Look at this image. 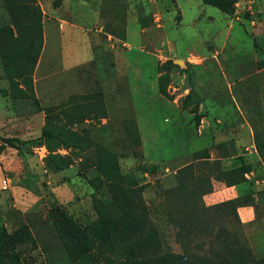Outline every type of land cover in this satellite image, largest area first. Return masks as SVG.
I'll use <instances>...</instances> for the list:
<instances>
[{
	"label": "rangeland",
	"instance_id": "374dc122",
	"mask_svg": "<svg viewBox=\"0 0 264 264\" xmlns=\"http://www.w3.org/2000/svg\"><path fill=\"white\" fill-rule=\"evenodd\" d=\"M79 1L94 13L69 15L66 0H0V40L17 43L7 52L24 53L16 72L10 67L6 72V62L0 59V110L14 111L11 120L16 121L12 128H0V181L4 178L1 184L9 186L5 202H0V264H104L103 238L115 247L114 241L128 233L123 223L130 216L123 213L120 201L143 207L169 247L182 252L160 204L166 191L177 186L176 171L195 161L197 154L162 162L185 156L205 141L188 142L180 129L165 123L163 113L152 111L151 68L162 74L163 100L177 104L179 111L173 113L188 123V133H195L200 119L209 115L200 111V99L193 92L182 96L192 86L191 67L197 61L184 59L204 55L202 44L224 27V20L213 14L212 23L204 18L193 23L194 15L188 12L179 24L177 12L162 13L161 0H154L153 12L138 17L149 27L144 35L137 15L128 13L126 0H103L99 15L98 0ZM207 9L204 14L209 16L220 12ZM255 15L248 12L244 18L251 22ZM67 21L82 25L84 31L66 32ZM65 41L72 45L67 50L73 57L64 67ZM141 45L147 50L141 51ZM258 53L264 54V49ZM150 54L158 57L156 63ZM82 61L90 62L75 66ZM263 67L264 63L258 65L259 70ZM250 93L251 102L257 100L258 105H250L254 110L248 111V118L262 125L264 87L253 86ZM103 118L109 121L103 124ZM254 130L264 140V126ZM43 131L50 136L42 137ZM223 148L227 154L235 152L233 143ZM220 149L214 148L216 155ZM221 163L199 162L196 174L203 180L212 177L213 185ZM262 179L237 200L238 205L255 207L254 221L237 228L258 258L264 257V175ZM15 187L21 190L11 196ZM58 210L69 222L54 216ZM233 220L225 224L230 232L235 229Z\"/></svg>",
	"mask_w": 264,
	"mask_h": 264
},
{
	"label": "crops",
	"instance_id": "0c3cea01",
	"mask_svg": "<svg viewBox=\"0 0 264 264\" xmlns=\"http://www.w3.org/2000/svg\"><path fill=\"white\" fill-rule=\"evenodd\" d=\"M102 1L103 0H98L99 3L95 5L98 8L96 11L98 12L97 15L100 14ZM126 1L128 2V13L137 15L140 32L145 35L149 27L142 24L138 17L142 13L145 15L151 14L154 10L155 1ZM65 3L66 13L72 16L75 12L79 13L81 16L84 15L87 10H89L88 12H93L90 10L91 7L89 8L79 0H66ZM263 6L264 0H237L233 6L234 12L231 15L225 13L216 6L206 4L203 0H161L160 6L158 7V9H161L162 13H166L167 11L177 12L180 16L178 20L179 24L184 21V17L188 12H192L194 15V19L192 20L193 23L197 22L199 18H204L206 21L212 23L215 19V16H212L213 14H221L220 16H222L224 20V27L219 32H215L213 38L208 42L205 41L202 44L203 48L207 49L204 55L194 53L184 59V61H186V59H190L189 57H193L197 61L194 63L193 67H191V70L194 72L192 86H190L182 96L193 92V94L200 99V111L205 109L209 115V118L202 117L200 119L199 123L196 125L197 130L194 131L195 133H188V123L181 118V114L173 113L179 111L177 110V108H179L177 104L173 105L163 100L165 98H163L164 96L159 91V80L162 74L157 75L156 69L153 67L151 68V87L155 96V103L152 101V111L155 109V113H163L165 123L170 124V128L175 130L180 129L188 142L193 139L205 141V145L190 150L185 156L166 159L162 162L163 164L173 163L195 153L207 151L209 158L206 161L211 163L221 161L222 172L237 169L244 164L254 167L252 172L245 174V178L247 179L246 183L230 186L225 182L213 179V191L206 196V199L209 200L207 203L208 206L238 199L243 195L247 187H252L253 185L257 186L263 182L264 165L261 162V157L256 146V131L254 128L264 126V123L262 125L260 123H252L248 118V111H250V109L254 110V108H250V105H258L257 100L254 102L252 99L251 102L250 98L252 93H250V88L253 86H256V88L264 87V77H257L264 73V67L260 70L258 69V65L264 63V54L258 53L259 48L264 49ZM122 7V4H118V9ZM209 7L216 8L220 12L215 13V11H211V16L205 15L204 11H208L207 8ZM248 12L252 15L256 14L255 19L251 22L244 18ZM159 27L162 28V30L164 28L162 25H159ZM73 28H79L82 31L85 29L80 24L67 21L65 27L66 32L73 30ZM127 30L129 31V26ZM87 42L89 44L90 41L87 40ZM68 45L67 41L62 44L65 48L63 52L64 67L67 66L68 60L71 61L73 57V52L67 50L68 47H72V45ZM203 48L200 47L201 50ZM140 49L141 51H143L142 49L147 50L144 45H141ZM153 56V54H150V59L154 64L157 62L156 60H158V57L156 58L154 56L155 59ZM167 60L176 61L173 58H167ZM90 61L78 62L80 64L76 63L77 65L75 66H83ZM252 65H256V70H253L254 73L249 75ZM173 89L175 91L180 90L176 88ZM158 96L159 98L157 99ZM112 101L117 102L115 99ZM7 110L8 109L0 110V128H12L15 124L13 122H16L13 121L14 119L11 120L12 117H14L11 112L14 113V111ZM261 110L264 112V103L261 106ZM108 121L109 119H102L103 124H106ZM138 125L140 127L139 120ZM260 138L259 136V139ZM230 143H233L235 146L234 153L227 154L228 151L222 148L218 155L215 154L214 148L216 146L228 145ZM260 143H264L263 138L260 139ZM150 161L154 162L152 160ZM3 180L4 178L0 181V202H5L4 200H6L7 194L5 191L9 190V186H3L1 184ZM20 190L21 189L15 187L11 190V196H15ZM237 212L243 224L252 223L256 217L255 207L251 205H244L240 207Z\"/></svg>",
	"mask_w": 264,
	"mask_h": 264
},
{
	"label": "trees",
	"instance_id": "16d2710c",
	"mask_svg": "<svg viewBox=\"0 0 264 264\" xmlns=\"http://www.w3.org/2000/svg\"><path fill=\"white\" fill-rule=\"evenodd\" d=\"M236 1L203 0L206 4L216 6L230 15L234 12L233 6ZM10 46L13 48L17 46V43L0 40V48H4L0 50V59L6 62V72H9V67L16 72L18 68H21L19 58L23 57L24 53H19L17 50L7 52L6 49ZM165 76V80L168 81L169 75ZM160 86L161 77L159 80L161 93ZM49 136V133L43 131L42 137ZM223 146L216 147L223 148ZM256 146L264 165V143H260L258 135H256ZM204 152H206L204 157L198 155L202 152L195 153L197 154L195 161L183 165L176 171L177 186L166 191L165 201L160 204V208L165 211L166 223L176 230V241L180 244L182 252H174L169 247L160 232L158 223L152 217L150 218L143 207L139 209L137 204L120 201L119 207L123 213L130 216L128 219L130 221L123 223L128 233L114 241L115 247H110L106 237L103 238L104 247L106 246V252L103 255L104 264H264V257H256L246 239H241L239 235L237 225L242 228L243 223L237 211L244 206L238 205L239 198L212 206L205 204L204 196L213 191L212 177L203 180L197 176L195 170L199 162L211 163L206 161L209 158L208 152ZM253 170V166L244 164L227 172H222L221 169V173L218 174L220 176L215 175L214 178L230 186L242 184L247 182L245 174ZM127 208L130 211H127ZM142 215L146 217L145 224L142 222ZM54 216L59 220L66 219L59 210ZM232 218L236 224L233 226L235 229L230 232L225 224ZM66 220L69 222L68 219ZM234 222H231L232 225ZM68 225L73 226L72 223ZM109 248L111 250H107Z\"/></svg>",
	"mask_w": 264,
	"mask_h": 264
}]
</instances>
